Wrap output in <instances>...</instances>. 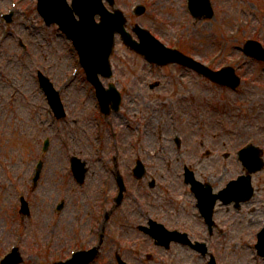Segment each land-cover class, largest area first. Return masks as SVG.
<instances>
[{
  "label": "rangeland",
  "instance_id": "rangeland-1",
  "mask_svg": "<svg viewBox=\"0 0 264 264\" xmlns=\"http://www.w3.org/2000/svg\"><path fill=\"white\" fill-rule=\"evenodd\" d=\"M116 1L130 22L156 27L159 34L154 31L159 36L160 33L167 35L164 39L171 42L182 34L177 30L179 20H186L184 27L190 25L192 35L188 43L203 60L220 42L226 43L228 57L232 51L227 31L236 23L243 24L242 20L249 18L248 11L255 8L244 0H214L215 17L196 24L187 16L185 0H141L147 6L141 16L132 11L137 0ZM254 1L264 9V0ZM26 22L28 29L22 25L12 27L17 35L23 32L21 39L28 48L25 55L16 34H10L1 44L0 252L9 243L1 246L8 233L12 237L20 234L23 238L25 260L22 264H51L52 259L70 254V249L79 247L81 241L84 247L96 243L99 225L104 223L102 192L106 189L110 194L111 208L117 192L112 161L116 156L122 173H126L128 191L123 204L106 223L105 243L93 264H117L116 250L134 264H207L183 246L174 245L169 250L155 246L136 225L152 216L168 225L186 222L197 227L195 196L184 181L183 166L190 164L200 178L213 176L211 179L220 188L242 171L237 157L239 148L249 140L263 146L264 68L255 63L244 65V83L239 89L230 90L179 66L157 68L152 73L148 63L120 46L114 57L115 79L125 95L120 111L107 117L102 115L95 92L80 72L65 88L67 116L52 123L36 70L43 69L52 80L59 82L72 67L74 52L57 35L54 25L44 23L36 9H32ZM221 31L224 36L214 43ZM144 65L148 81L164 79L161 88L151 89L142 79L137 80L144 73ZM251 73L255 75L251 77ZM174 109L176 114L172 112ZM176 116L178 121L174 122ZM196 116L202 129H197ZM98 127L102 130L100 139L96 137ZM175 135L182 138L180 148L173 140ZM46 136L51 138V143L48 151L43 152ZM201 140L205 143H200ZM228 140L227 151L231 155L224 157L223 143ZM219 147L222 149L211 150ZM71 153L92 161L83 185L75 181L70 171ZM137 157H142L148 165L144 180L137 179L131 171ZM40 158L45 164L42 181L30 194L32 214L20 218L16 193L29 184L30 167ZM260 173L257 179L260 175L264 177V172ZM153 178L156 182L151 187L149 181ZM61 199L66 204L57 212L56 205ZM251 205L240 210L222 207L219 214L222 228L217 247H213L220 264H250L251 261L254 264L249 235L260 224L255 222L258 216L264 218V214H249ZM149 253L151 258H147Z\"/></svg>",
  "mask_w": 264,
  "mask_h": 264
},
{
  "label": "water",
  "instance_id": "water-1",
  "mask_svg": "<svg viewBox=\"0 0 264 264\" xmlns=\"http://www.w3.org/2000/svg\"><path fill=\"white\" fill-rule=\"evenodd\" d=\"M199 2L202 3L203 7L208 5L207 0H193V3L197 6H199ZM101 0H77L76 2V9L81 12L83 15L82 21L78 24L74 22V19L72 17V10L69 9V7L66 5L64 0H41L40 2V10L42 13L46 16L48 21L52 20H58L61 24L62 27L68 31L69 34L73 35L79 46L82 54L84 55L85 62L88 66L93 67L95 64L100 60L101 55L98 53H92V46H94L102 37L107 29L101 28V27H95L92 24V16L96 11V4H100ZM99 6V5H98ZM118 14H121L118 12ZM110 19V15L107 14L105 17V20L107 21ZM118 23L121 25L124 19L120 18V15H118L117 19ZM113 32V28L110 29L109 31V37H111ZM143 37L145 38V46L143 47L144 52L150 55H155L156 53L154 52L153 49H156L157 52H161V47L157 46L154 42L153 39L150 37L148 33H143ZM95 49L97 52L101 51V47L99 45L95 46ZM108 50L106 51V55L104 58L107 60L108 57ZM173 58H169V60H172ZM176 60L183 61L181 58L176 57ZM93 70V69H91ZM212 77H214L217 80H220L222 82L226 83H233L237 84L238 80L235 77H222V76H216L211 74ZM47 89L49 87L46 86ZM51 92L52 100L55 104H57L58 100L57 97L54 96V93ZM112 91L108 92H102L101 97L103 99V105L106 108L108 99L103 96L104 94H110ZM113 93V92H112ZM111 93V94H112ZM113 98L115 100H119L118 96L116 94H113ZM252 153H248L244 159L245 162H251L253 159ZM76 173L79 176V178L82 180L84 178V169L82 167V164L80 163L79 160H77L76 163ZM190 179L194 182V188L197 190L199 196L202 198V203L204 204V198L206 197V193L204 192L205 188L194 179V177L191 175ZM236 183V182H233ZM209 191L210 189L207 188ZM240 190V192H239ZM230 192V197H228L227 193ZM245 191V186L244 184H233L232 188L228 190L226 193L222 194L223 197H227V199L231 198H236V199H242L243 193ZM207 197L209 198L211 204L208 205V210L209 212L212 209V197L211 194L208 193ZM155 236H157L160 239V242H168L171 240V238H177L180 236V234H170V232L166 231L161 224H156L152 229H149ZM94 257L93 251L89 253H81L77 256L76 259L69 261L65 264H87L92 258ZM57 264V263H56ZM58 264H64V263H58ZM125 264V263H124Z\"/></svg>",
  "mask_w": 264,
  "mask_h": 264
}]
</instances>
